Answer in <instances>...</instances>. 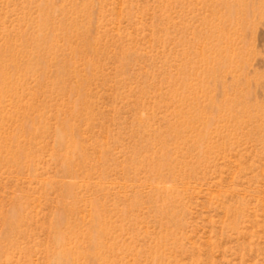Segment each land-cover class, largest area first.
<instances>
[{"label": "rangeland", "instance_id": "1", "mask_svg": "<svg viewBox=\"0 0 264 264\" xmlns=\"http://www.w3.org/2000/svg\"><path fill=\"white\" fill-rule=\"evenodd\" d=\"M0 264H264V0H0Z\"/></svg>", "mask_w": 264, "mask_h": 264}]
</instances>
